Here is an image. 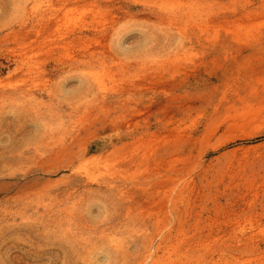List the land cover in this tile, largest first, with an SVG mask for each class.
Instances as JSON below:
<instances>
[{
  "label": "rangeland",
  "instance_id": "1",
  "mask_svg": "<svg viewBox=\"0 0 264 264\" xmlns=\"http://www.w3.org/2000/svg\"><path fill=\"white\" fill-rule=\"evenodd\" d=\"M0 264H264V0H0Z\"/></svg>",
  "mask_w": 264,
  "mask_h": 264
},
{
  "label": "bare ground",
  "instance_id": "2",
  "mask_svg": "<svg viewBox=\"0 0 264 264\" xmlns=\"http://www.w3.org/2000/svg\"><path fill=\"white\" fill-rule=\"evenodd\" d=\"M50 20H51V19H50ZM175 148H176V147H175ZM168 151H171V152H172L173 150H172V149H169Z\"/></svg>",
  "mask_w": 264,
  "mask_h": 264
}]
</instances>
